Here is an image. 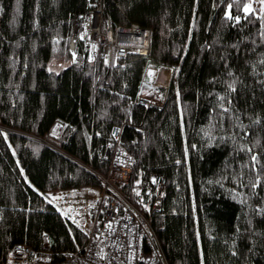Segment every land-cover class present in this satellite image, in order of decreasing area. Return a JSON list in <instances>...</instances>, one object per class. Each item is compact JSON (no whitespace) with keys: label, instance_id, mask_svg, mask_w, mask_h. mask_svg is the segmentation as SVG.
Segmentation results:
<instances>
[{"label":"trees","instance_id":"1","mask_svg":"<svg viewBox=\"0 0 264 264\" xmlns=\"http://www.w3.org/2000/svg\"><path fill=\"white\" fill-rule=\"evenodd\" d=\"M98 1L0 0V263L19 244L57 260L83 248L50 195L101 187L92 169L110 172L119 127L124 193L152 202L164 178L151 220L170 264H264V13L249 0H103L115 25L152 30L148 54L109 66L83 40L70 49L76 15ZM58 56L70 62L53 69ZM162 66V105L139 102Z\"/></svg>","mask_w":264,"mask_h":264},{"label":"built area","instance_id":"2","mask_svg":"<svg viewBox=\"0 0 264 264\" xmlns=\"http://www.w3.org/2000/svg\"><path fill=\"white\" fill-rule=\"evenodd\" d=\"M79 40L85 44L89 61L101 56L106 64L114 66L118 57L128 53L148 54L152 30L132 21L115 25L105 14L103 0H99L75 17L70 41L74 57L78 54ZM142 94L139 102L155 104ZM62 127L63 124L57 122L51 133L57 135ZM120 133V128L114 127L109 141L108 149L115 148L110 172L103 174L92 169L99 177L101 187L78 186L53 191L50 195L51 200L86 231L83 248L68 252L57 260L35 251L28 244H19L10 252L8 261L0 264H170L151 220V215L161 207L164 178L160 180L152 202L144 200L143 196L138 203L124 193L131 168L122 159ZM44 141L50 144L47 139ZM146 193L150 195L152 190L147 188Z\"/></svg>","mask_w":264,"mask_h":264},{"label":"rangeland","instance_id":"3","mask_svg":"<svg viewBox=\"0 0 264 264\" xmlns=\"http://www.w3.org/2000/svg\"><path fill=\"white\" fill-rule=\"evenodd\" d=\"M246 6L250 7L251 10L264 13V3H261V0H249ZM69 62L70 60H67L64 57L58 56L50 62V67L53 69H60L61 67L68 64ZM163 69H167L166 66H162L159 68H153L149 71L148 79H147V86L141 92V94L143 93L142 95H144V97L148 101L153 102L157 105H162L163 103L162 102L163 100L162 89L166 88L169 85L170 78L173 73L171 70L169 72V79L166 80L167 78L165 77L162 78L160 75Z\"/></svg>","mask_w":264,"mask_h":264},{"label":"bare ground","instance_id":"4","mask_svg":"<svg viewBox=\"0 0 264 264\" xmlns=\"http://www.w3.org/2000/svg\"><path fill=\"white\" fill-rule=\"evenodd\" d=\"M171 71V69H163L162 70V73H160V75H161V77L163 78V77H165V78H167L166 80H168L169 79V72Z\"/></svg>","mask_w":264,"mask_h":264},{"label":"snow or ice","instance_id":"5","mask_svg":"<svg viewBox=\"0 0 264 264\" xmlns=\"http://www.w3.org/2000/svg\"><path fill=\"white\" fill-rule=\"evenodd\" d=\"M261 3H264V0H261ZM245 11H251L250 7L246 6ZM253 159H255V157H253Z\"/></svg>","mask_w":264,"mask_h":264}]
</instances>
